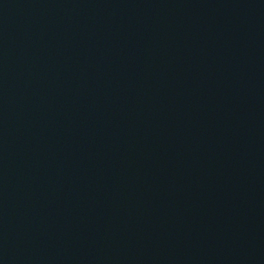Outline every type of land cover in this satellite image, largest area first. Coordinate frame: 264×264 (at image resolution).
Segmentation results:
<instances>
[{"label": "water", "instance_id": "water-1", "mask_svg": "<svg viewBox=\"0 0 264 264\" xmlns=\"http://www.w3.org/2000/svg\"><path fill=\"white\" fill-rule=\"evenodd\" d=\"M0 264H264V0H0Z\"/></svg>", "mask_w": 264, "mask_h": 264}]
</instances>
